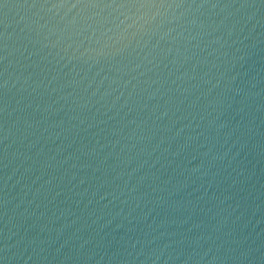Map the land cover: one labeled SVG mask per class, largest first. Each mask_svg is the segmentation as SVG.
Returning <instances> with one entry per match:
<instances>
[{
	"label": "water",
	"instance_id": "95a60500",
	"mask_svg": "<svg viewBox=\"0 0 264 264\" xmlns=\"http://www.w3.org/2000/svg\"><path fill=\"white\" fill-rule=\"evenodd\" d=\"M55 2L0 4V264H264V3Z\"/></svg>",
	"mask_w": 264,
	"mask_h": 264
},
{
	"label": "snow or ice",
	"instance_id": "6c2138e0",
	"mask_svg": "<svg viewBox=\"0 0 264 264\" xmlns=\"http://www.w3.org/2000/svg\"><path fill=\"white\" fill-rule=\"evenodd\" d=\"M72 2V0H59V5L64 6L68 3ZM107 0H75L73 7H76L79 4L85 5H97L100 3H106ZM175 2V0H173ZM264 3V0H261ZM4 0H0V4H3ZM44 3H53V7H56L57 4L55 0H44ZM130 4L132 6L139 5L141 8H162L166 3H169V0H110V4Z\"/></svg>",
	"mask_w": 264,
	"mask_h": 264
},
{
	"label": "clouds",
	"instance_id": "9594fccd",
	"mask_svg": "<svg viewBox=\"0 0 264 264\" xmlns=\"http://www.w3.org/2000/svg\"><path fill=\"white\" fill-rule=\"evenodd\" d=\"M69 23H71V22L70 21H67L66 25L69 24Z\"/></svg>",
	"mask_w": 264,
	"mask_h": 264
}]
</instances>
